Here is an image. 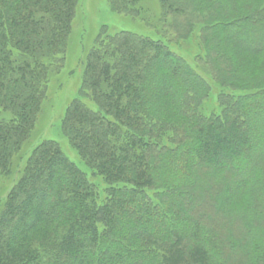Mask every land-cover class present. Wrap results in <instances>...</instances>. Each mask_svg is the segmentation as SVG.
<instances>
[{"label": "trees", "instance_id": "trees-1", "mask_svg": "<svg viewBox=\"0 0 264 264\" xmlns=\"http://www.w3.org/2000/svg\"><path fill=\"white\" fill-rule=\"evenodd\" d=\"M79 1L0 0V179L64 64ZM109 3L132 18L145 7ZM160 3L180 38L198 31L219 111L161 38L102 29L61 121L84 168L57 140L32 150L0 206V264H264V0Z\"/></svg>", "mask_w": 264, "mask_h": 264}, {"label": "rangeland", "instance_id": "rangeland-1", "mask_svg": "<svg viewBox=\"0 0 264 264\" xmlns=\"http://www.w3.org/2000/svg\"><path fill=\"white\" fill-rule=\"evenodd\" d=\"M144 6L141 17L132 18L115 12L109 0H80L78 2L71 33L67 40L64 64L50 78L46 97L41 104L31 136L13 157L9 174L3 175L0 179V206L3 205L10 189L19 179L28 156L42 140H57L69 159L84 168L78 153L62 133L61 121L66 108L80 88L88 51L104 28L110 32L124 29L153 38H161L211 84V95L205 103V109L207 112L219 111L218 93L220 89L212 79L209 69L197 59L200 53L198 31L189 38H180L174 30L167 27L166 23L163 24L160 21L162 14L160 0H145ZM235 164L236 162L233 161L231 164L221 163L220 165ZM247 168L249 166L246 165ZM92 180L98 183L97 179L92 178ZM239 187L240 184L237 183L234 188ZM33 207L34 204L27 205L26 208L33 210Z\"/></svg>", "mask_w": 264, "mask_h": 264}]
</instances>
